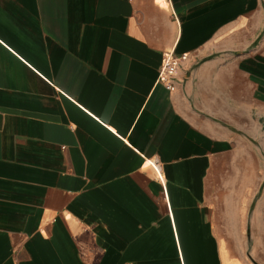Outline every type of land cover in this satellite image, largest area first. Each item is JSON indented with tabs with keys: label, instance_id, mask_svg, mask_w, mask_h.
I'll return each mask as SVG.
<instances>
[{
	"label": "crops",
	"instance_id": "1",
	"mask_svg": "<svg viewBox=\"0 0 264 264\" xmlns=\"http://www.w3.org/2000/svg\"><path fill=\"white\" fill-rule=\"evenodd\" d=\"M0 264H264V0H0Z\"/></svg>",
	"mask_w": 264,
	"mask_h": 264
},
{
	"label": "built area",
	"instance_id": "2",
	"mask_svg": "<svg viewBox=\"0 0 264 264\" xmlns=\"http://www.w3.org/2000/svg\"><path fill=\"white\" fill-rule=\"evenodd\" d=\"M188 59L189 54H169L159 70L157 82L161 85H164L169 91H175V79L178 75L180 68L184 65L186 61H188Z\"/></svg>",
	"mask_w": 264,
	"mask_h": 264
}]
</instances>
